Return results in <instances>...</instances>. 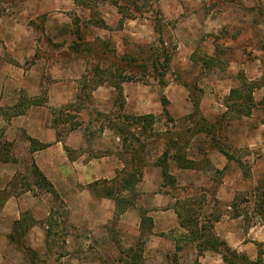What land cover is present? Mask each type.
<instances>
[{
	"label": "rangeland",
	"instance_id": "1",
	"mask_svg": "<svg viewBox=\"0 0 264 264\" xmlns=\"http://www.w3.org/2000/svg\"><path fill=\"white\" fill-rule=\"evenodd\" d=\"M113 1L0 0V14L5 16L9 25L14 24L21 13L29 16L37 41V51L31 57H82L73 49L79 29L86 42L104 44L101 46H105L109 52L115 50V54L109 55L112 60L123 58L124 55L135 56L139 63L150 68V61L156 56L162 62L163 58L172 55L169 68L159 65L158 72L150 68L144 71V77L140 80L122 85L124 91L128 88V100L125 92L120 96L112 88L111 94L105 92L92 100V106L87 108V112L97 111L114 119L119 113V105L124 102L125 114L153 117L151 121L142 122L144 131L135 128L127 130L133 134L138 132L137 137L141 141V145L134 142L128 144L132 145L129 149L134 147L139 152L136 165L129 166L130 173L136 169L143 172L145 167L149 169L157 166L165 152L170 153L169 157L187 155L193 159L190 160L195 166H208L211 169L213 164L211 160L210 164L206 155L213 148L225 150L236 158L238 164L231 160L222 174L210 173L217 178L222 176V179L231 180L238 186L240 192L235 202L237 210L231 211V214H244L247 227L261 222L262 217L253 204L264 193V0H158V7L157 2L151 0L154 4L142 3L145 20L141 19L143 22H140L139 19L136 24H127L126 28L124 25L127 21L120 28L121 16H117L118 10ZM157 10L163 11V18L159 16L162 24L166 28V23L170 25L163 32L167 53L157 45L158 35L154 32V22L150 17ZM103 18L111 23L106 29L94 24ZM138 45L148 49L139 55ZM149 73L151 76L164 75V78L158 81L147 77ZM79 82L81 87L82 79ZM187 85L194 89L191 94ZM43 97L45 95L41 99ZM95 101H99V105ZM196 102L199 104L197 109ZM22 104L28 106L29 101L22 98ZM156 104L159 105L157 111ZM25 108L0 107V114L8 119ZM241 111H249L251 115L243 117ZM78 120L85 121L84 127H87L89 117L86 114L83 113ZM100 124L101 121L94 122L89 127L92 136L87 135V140L90 145L107 146L109 143L111 148L119 149L118 145L122 141L118 142V136L112 131V134L107 132L103 136L104 129H100ZM11 151L12 142L7 140L4 128H0V158L9 157L13 162L15 159ZM239 168L244 175L240 180L236 176ZM34 181L32 164L28 162V166H23L9 185L10 192L21 194L31 190ZM165 184L168 191L171 189L169 192L181 202L196 203V209L200 203L204 204L199 212L211 213L208 222L223 211L213 197L216 185L206 189L211 191V195H204L192 187L175 185L178 190L174 191L169 183ZM37 189V192L34 190L36 195L46 192ZM258 189L260 191L257 192ZM132 194L130 191L125 199L131 201ZM66 213L64 205L53 200V211L47 219L52 225L51 248L46 254L36 251L39 254L37 264H56V259L69 255L61 239L64 229L71 231ZM115 242V247L103 242L105 252L97 255L98 260L106 264H160L156 256L143 258L142 261L129 260L121 253L117 238ZM56 255H59L58 258ZM71 259L72 255L59 264H69Z\"/></svg>",
	"mask_w": 264,
	"mask_h": 264
},
{
	"label": "crops",
	"instance_id": "2",
	"mask_svg": "<svg viewBox=\"0 0 264 264\" xmlns=\"http://www.w3.org/2000/svg\"><path fill=\"white\" fill-rule=\"evenodd\" d=\"M162 7L165 8L164 4ZM24 14L21 13L14 24L10 25L5 16L0 14V107H26L24 114L10 119H5L0 114V128H4L7 140L12 142L11 155L15 159L13 162L0 159V192L10 191L9 185L23 166H28V162H34L54 186L71 225V231H68L65 238V248L69 255L61 256L55 263L64 262L72 255L69 264H106L97 257L99 253L105 252L103 242L115 247L117 238L121 250L134 247L142 237L141 211H145L146 217L151 220V233L145 237L143 258L156 256L157 263L166 264V256L175 253L178 246L180 264H229L214 250L205 251L199 256L197 245L189 239V231L181 226L180 199L168 191L160 166L144 168L133 200L134 206L119 216H116L115 200L95 196L90 185L113 181L125 168L118 157L123 151L122 144L118 145L119 149L111 148L109 143L107 146H91L83 129L71 132L64 142L57 140L56 130L52 126L53 111L75 103L80 88L79 81L83 79L87 65L79 57H31L37 51L36 32L29 23V16ZM119 15L117 12V16ZM139 19L140 22L145 20ZM139 19L127 20L125 28L128 27L127 24H136ZM103 20L110 26L111 23L106 18ZM134 34L137 32L134 31ZM111 89L99 87L93 92V100L105 92L111 94ZM124 92L128 100V88ZM43 95L44 100L41 99ZM22 98L26 101H42L26 106L22 104ZM139 99L142 100V97L139 96ZM95 102L99 105V101ZM158 106L156 104V111ZM107 132L112 134L110 130L104 129L102 135L105 136ZM28 138L48 147L33 152ZM117 141H121L119 137ZM65 147L81 153L75 160H71ZM96 153L103 155L99 158L92 157ZM206 156L213 164L210 162L211 169L197 165L194 169H180L174 160H169V173L175 178V185L192 187L204 195H211V191L206 189L216 185L213 197L223 211L217 214L218 219L213 222L214 234L232 251L246 256L250 262L261 258L264 264V218L247 227L244 214H231V211L235 212L234 205L240 192L238 186L231 180L222 179V176L217 178L210 173L222 174L231 160L236 164L238 161L236 158L229 159L218 148H213ZM236 176L238 180L244 177L240 168L236 171ZM34 190L38 191L33 184L31 190L21 194L12 192L1 206L0 264H30L24 253L9 239L14 223L25 213H29L37 222L27 232L25 245L41 254H46L51 248V244L47 245L46 222L53 211L55 199L48 192L36 195ZM122 193L125 199L130 191L124 190ZM210 215L211 213L205 217L202 215L201 224L207 222ZM58 256L56 255L57 258Z\"/></svg>",
	"mask_w": 264,
	"mask_h": 264
},
{
	"label": "trees",
	"instance_id": "3",
	"mask_svg": "<svg viewBox=\"0 0 264 264\" xmlns=\"http://www.w3.org/2000/svg\"><path fill=\"white\" fill-rule=\"evenodd\" d=\"M150 2L153 3L151 0H114L113 5L117 8L118 13L121 16L119 21L120 28L123 27V24L127 20H135L139 18H145L146 14L143 11L144 6L142 3L149 4ZM159 5L158 0H154ZM154 4V3H153ZM156 7V6H155ZM156 7V8H157ZM160 10V8H158ZM156 11L155 15L150 17L154 22V31L158 35V47L161 48L164 53L166 51L165 47V40H163V32L166 31L167 28L162 24L160 21V15L163 18L162 11ZM155 11V9L153 10ZM147 18V17H146ZM91 21V19H89ZM95 26L98 28H107V24L103 19L99 20L98 22L94 23ZM170 26V25H169ZM76 42L73 44V49L75 52L80 53L83 60H85L87 64V70L85 75L83 76V84L81 83V87L79 88V93L77 95L76 101L74 104H70L67 106L62 107L61 109L53 111V121L52 126L56 130L57 133V140L60 142H64L67 135L71 132L76 130H80L84 128L85 135L92 136L89 131V127L93 125L94 122L101 121L100 129H108L114 132L122 141L123 144V151L118 155V157L123 161L125 168L121 172V174L117 177V179L113 181H102L97 182L89 186L91 191L95 194L98 198H110L116 201L117 213L116 216L126 212L128 209L134 206L133 200H135V188L138 182L141 180L143 172L141 169H136L132 173H130L129 166H135L137 163L138 157V150L131 147L132 145H128L131 142L141 145V141L139 137H137L138 132L131 133V131H127L130 128L139 129L140 131H144V127L141 125L142 122H146V120L151 121L152 116H140V117H132L124 113L125 105L124 102L119 105V113L115 115L114 119H110L108 115H101L97 111L93 113L87 112V108H91L92 100H93V92L97 90L99 87L108 86L114 88L120 96H123V84L126 82H134L136 80H140L144 77V73L147 72L150 68H153L156 72H158L157 68L159 65L166 66L169 68L170 63L172 61L171 57L163 58V61H159L160 57H155L150 61L151 67H145V65L139 63L138 57H129V55H124L123 58L119 59H110L109 55L115 54V50H111V52L107 51L105 46H101L104 44H92L85 41L83 34L81 33L80 29L76 33ZM103 43V42H102ZM148 48L143 46H137L138 54L141 55L145 53ZM168 50V49H167ZM157 51V50H156ZM146 61V59H145ZM145 71V72H144ZM152 77L155 80L161 81L164 78V75H152L149 73L147 77ZM190 92L192 89L190 86H186ZM194 98V97H193ZM85 102L83 103L82 101ZM40 102V101H39ZM37 100L30 101L29 106L39 103ZM196 109L199 108V104L195 103ZM242 112L243 117H249L251 113L249 111ZM24 111H17L14 115H11L9 119L13 116H17L19 114H24ZM86 114L89 117V121H86L87 127L85 126V121H79V117L82 114ZM141 134V133H139ZM32 144V151L43 150L48 147V145L40 144L31 138H28ZM178 140V139H177ZM179 141V140H178ZM173 146V145H172ZM66 152L71 160H75L79 155L80 151L71 150L68 147H65ZM229 159H232L231 155L223 149H220ZM107 154V153H105ZM103 154L96 153L92 157L99 158ZM170 153L165 152L163 155V160L159 161L157 166H160L163 170V176L165 183H169L171 185L172 190H178L175 186V178L170 175L169 173V160H174L180 169H194L195 163L191 161L187 155L180 156V155H173L170 156ZM129 156V157H128ZM1 159V158H0ZM1 160L4 162H11L12 160L9 157H4ZM32 174L35 179L34 185L39 188L40 190L46 191L53 195L54 199L61 204V201L57 191L55 190L54 186L47 180L44 174L40 171L37 165L33 162L32 163ZM111 184V186H109ZM118 185V186H117ZM173 186V187H172ZM124 190L131 191L132 200L127 201L123 197H121L122 192ZM171 190V189H170ZM260 189L257 190V192ZM10 191H1L0 192V209L4 202L9 198ZM179 215L181 218V226L186 228L189 231V239L192 243L197 245L198 254L199 256L203 255L205 251L214 250L220 253L225 262L229 264H263L261 258H258L255 262H250L249 259L242 255L238 254L235 251H232L225 242L221 241L213 231V222L218 219L216 215L213 221L203 222L201 224L200 217L207 216V211L199 212L202 210L204 204L199 205L196 209L195 206L198 204H189L185 202L179 201ZM199 203V202H198ZM209 204H206L207 208ZM263 205V206H262ZM257 206V211L259 215L264 218V193L259 195L257 202H255V207ZM234 210H237V206L234 205ZM142 214V237L139 242L132 248L122 249L121 253L125 254L126 258L131 260H143V252H144V245H145V237L151 233V220L146 217V212L141 211ZM67 215V213H66ZM211 216V215H210ZM68 217V215H67ZM208 218V217H207ZM210 218V217H209ZM208 218V219H209ZM48 225L47 229V245L50 246V241L52 239V225L46 222ZM37 222L33 220V218L29 215V213H25L22 215L19 221H16L13 225L12 233L9 236L11 243L15 244L17 248L23 251L25 257L28 258L30 264H37V259L39 258V254L31 248H28L25 245L24 238L27 232L35 225ZM68 235L67 229H64L63 236H62V243L65 245V238ZM50 250V249H49ZM179 250L180 247L177 246V250L175 253L169 254L166 256L167 263L166 264H180L179 259ZM262 254V252H260ZM125 264H130L129 262H125ZM194 264H200L196 262Z\"/></svg>",
	"mask_w": 264,
	"mask_h": 264
}]
</instances>
